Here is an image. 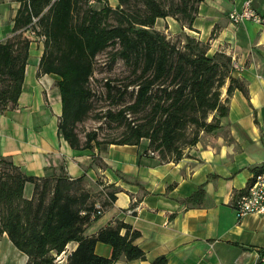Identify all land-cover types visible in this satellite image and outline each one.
Segmentation results:
<instances>
[{"label":"trees","instance_id":"16d2710c","mask_svg":"<svg viewBox=\"0 0 264 264\" xmlns=\"http://www.w3.org/2000/svg\"><path fill=\"white\" fill-rule=\"evenodd\" d=\"M17 1L20 7L11 36L0 42V113L17 108L31 43L28 33L41 37L39 73L59 77L58 133L74 150L100 151L110 144L138 145L145 139L160 161H176L185 148L198 142L201 132L220 127L232 92L244 91L242 83L231 77L230 57L222 53L209 57L206 44L189 36L184 43L171 41L154 29L157 19L167 17L191 28L204 0H117L115 8L105 3L98 10L90 5L92 0ZM109 48L111 59L120 60L128 74L119 87L106 81L107 93L116 91L123 102L132 89L131 101L95 117L123 128L118 139L111 140L100 139L97 130L83 135L77 130L92 111L95 59ZM26 184L33 186L30 199L24 197ZM106 195L114 200L112 193ZM95 199L82 177H31L0 157V236L7 235L28 257L27 264H54L70 242L77 246L66 264H115L121 257L144 261V251L134 244L139 231L123 222L93 236L84 234L99 216L92 219ZM98 242L111 247L110 258L95 254ZM150 264H167V260L160 256Z\"/></svg>","mask_w":264,"mask_h":264},{"label":"crops","instance_id":"0c3cea01","mask_svg":"<svg viewBox=\"0 0 264 264\" xmlns=\"http://www.w3.org/2000/svg\"><path fill=\"white\" fill-rule=\"evenodd\" d=\"M244 0H204L191 28L171 17L154 28L185 34L207 45V56L222 53L231 59V77L240 81L228 98V113L212 133L201 132L180 159L160 161L143 139L138 145L110 144L105 149L74 150L58 133L62 102L59 77L39 73L43 38L31 43L17 108L0 113V157L36 178H83L99 191L95 206L101 214L85 230L93 236L123 222L139 231L134 244L150 264L164 256L167 264H264V214L237 219L234 204L246 192L254 174L264 167V0H252L261 23L232 24L228 14ZM20 7L17 0H0V42L11 36ZM226 88L222 90L225 99ZM26 184L24 197H32ZM107 193L114 195L108 200ZM107 201L106 206L102 202ZM124 231L121 232L123 234ZM77 244L70 242L54 264H66ZM94 252L110 258L112 249L96 243ZM7 235L0 236V264H27Z\"/></svg>","mask_w":264,"mask_h":264},{"label":"rangeland","instance_id":"374dc122","mask_svg":"<svg viewBox=\"0 0 264 264\" xmlns=\"http://www.w3.org/2000/svg\"><path fill=\"white\" fill-rule=\"evenodd\" d=\"M162 2H169L170 0H160ZM108 4L110 7L115 8L117 6V0H92L90 5L94 9H101L104 4ZM155 29V28H154ZM156 30V29H155ZM157 31V30H156ZM167 39L171 41H185V34H167L165 31H161ZM113 49L109 48L103 53L99 54L94 63V72L92 78L90 80V88L93 93L92 97V111L90 112V116L84 122L78 124L77 130L80 134H85L87 132L97 130L100 139H118L121 134L123 128H117L118 125L116 123H103V121H97L95 119L97 114L104 113L107 109H111L113 111H117L123 104L131 101L130 92L132 91L129 88L123 96V102H119L118 93L113 91L110 96L106 91L105 82L111 81L114 85L121 84V81L127 76L128 71L120 60H112L111 53ZM119 103V105H118ZM132 117H130L131 119ZM91 190V189H90ZM91 192L99 198V191L91 190Z\"/></svg>","mask_w":264,"mask_h":264},{"label":"built area","instance_id":"2783aa9c","mask_svg":"<svg viewBox=\"0 0 264 264\" xmlns=\"http://www.w3.org/2000/svg\"><path fill=\"white\" fill-rule=\"evenodd\" d=\"M228 19L232 24L243 22L261 23L263 21L253 9L252 0H244L240 9H234L228 14ZM260 133L264 145V125H262ZM95 208L96 214L92 216V219L101 214L100 206L96 205ZM234 213L237 219L250 214H264V167L253 175L246 192L241 194L235 201Z\"/></svg>","mask_w":264,"mask_h":264}]
</instances>
